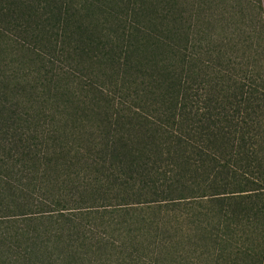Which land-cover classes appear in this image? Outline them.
<instances>
[{
	"label": "trees",
	"instance_id": "1",
	"mask_svg": "<svg viewBox=\"0 0 264 264\" xmlns=\"http://www.w3.org/2000/svg\"><path fill=\"white\" fill-rule=\"evenodd\" d=\"M254 3L210 35L177 0H0V218L45 221L29 260L264 264Z\"/></svg>",
	"mask_w": 264,
	"mask_h": 264
},
{
	"label": "rangeland",
	"instance_id": "2",
	"mask_svg": "<svg viewBox=\"0 0 264 264\" xmlns=\"http://www.w3.org/2000/svg\"><path fill=\"white\" fill-rule=\"evenodd\" d=\"M218 3L219 9L217 8ZM177 5L180 10L184 11L186 17L192 16L194 18L192 22L196 23L193 24V31L197 30L210 35H212V23H208L206 19L212 20V11L218 13L222 11L225 15L224 26L227 29V35H231L233 30L237 29L250 32L256 25L257 14L259 13L254 0H177ZM57 64L63 66L59 60H57ZM43 222L45 221L26 220L21 217L15 219L1 217L0 264H38L34 257L31 258L32 260L27 258L28 255L23 249L25 246L24 239L15 238V235L19 231L36 227Z\"/></svg>",
	"mask_w": 264,
	"mask_h": 264
}]
</instances>
